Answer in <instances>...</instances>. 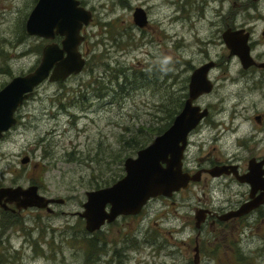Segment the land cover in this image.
<instances>
[{"label":"rangeland","instance_id":"obj_1","mask_svg":"<svg viewBox=\"0 0 264 264\" xmlns=\"http://www.w3.org/2000/svg\"><path fill=\"white\" fill-rule=\"evenodd\" d=\"M80 1L93 14L81 31L85 36L80 45L86 58L84 70L65 81L40 84L15 112L17 124L0 140V185L27 188L35 183L44 195L65 202L52 204L54 213L36 208L27 212L33 216L29 222L32 231L24 232L14 225L2 234L0 249L7 248L1 250L7 255L4 264H88L92 258L89 255L87 260V238L91 235L96 243L90 264H195V209L207 200L219 207L224 199L238 198L236 194L243 187L232 183L225 189L211 183L207 189L204 181L192 183L172 196L151 199L139 214L120 216L95 234L86 230L79 212L84 210L86 191L98 189L96 179L112 173L119 179L126 173L118 155L135 157L139 150L126 141L134 136L144 139L147 132L144 142L149 145L157 136L148 132L150 128L168 122L169 108L178 106L181 110L179 105L188 95L187 77L204 61L201 47L216 31L211 22L228 18L232 0H205L201 37H193L187 25L183 28L184 23L190 24L189 18L176 20L177 38L184 36L187 45L169 60L170 75L162 70L158 79L154 62L142 50L148 45L141 47L133 26L135 8L149 6L154 10L153 1L157 0ZM36 2L0 0V89L12 77L33 70L41 60L43 46L51 41L26 31ZM171 12L170 8L167 15ZM219 49L211 45V57L216 58ZM222 68L232 75L235 63ZM216 71L217 77L222 75L220 85L215 92L198 98L202 106L225 95V85L233 89L222 69ZM230 105L215 107L213 116L228 119ZM252 112L250 109L244 116ZM201 154L199 145H192L184 161L195 166ZM180 215L191 216L190 227L181 222ZM39 219L46 225L45 231L39 230ZM245 230L246 234L232 237L203 231L198 264H264V231ZM36 245L40 246L38 255L33 252Z\"/></svg>","mask_w":264,"mask_h":264},{"label":"flooded vegetation","instance_id":"obj_2","mask_svg":"<svg viewBox=\"0 0 264 264\" xmlns=\"http://www.w3.org/2000/svg\"><path fill=\"white\" fill-rule=\"evenodd\" d=\"M203 3L205 0H157L153 1L154 10L149 6L145 8L137 6L145 10L147 19L142 22L143 24H139L135 23L133 16V26L138 31L141 47L148 45L146 49L142 50H146V55L152 59L149 60L154 62L155 65L152 66L157 79L161 77L162 70L167 72L166 75H170L172 62L169 60L174 59L176 52L181 51L183 46L186 48L187 45L184 36L177 38L176 23L179 21L176 22V20L182 17L189 18L190 24L181 22L184 23L183 28L187 25V28L192 31L193 37H201L199 28L205 23L202 20L205 8ZM170 8L172 12L168 16ZM231 8L232 11L228 18L222 17L219 22H211V25L216 26V31L212 37L205 40L206 46L201 47V52L206 55L205 59L199 66L193 67L187 77L188 95L180 107L182 110L190 96V83L194 71L201 66L209 65L207 79L212 84L211 90L200 94L193 101V104L201 106L202 109H208L209 112L200 124L188 134L186 146V150H188L190 146L197 144L203 154L198 157L197 165L192 167L186 164L184 156L183 168L191 175L199 174V180H192L190 185L204 181L207 189L211 183L213 186L223 185L225 189L231 187L232 183L239 188H244L242 192L236 194L238 198L224 199L219 207L207 200L195 209H200L204 213V218L199 226H197V219L194 217L195 226L198 229L195 245L198 246V254L200 253L199 236L203 231L208 230L211 234L224 237L246 234V227L251 233L264 231V0H232ZM176 9L179 10L177 14ZM225 37H231L229 38L231 43L228 44ZM211 45L220 48L216 58L209 54L208 48ZM161 60L165 62L160 65L158 61ZM231 62L235 63V71L229 75L227 70H223L222 65L229 66ZM217 68L222 69L223 76L229 78L228 82H231L233 89L225 85V95L218 101L205 102L202 106L197 103L198 98L201 99L215 92L220 85L222 75L217 77ZM230 103L232 112L228 119L213 116L215 107L225 109ZM250 109H253L254 112L251 116L245 117L244 113ZM232 136L233 141L229 142ZM30 186H37V193L44 195L40 192L38 184L31 183L28 187ZM8 187L15 186L0 185V189ZM0 196V242L3 240L2 234L14 225L19 226V230L24 232L34 229L29 226L33 216L30 214L31 212L27 214L31 209L55 212L51 207L52 204H56L55 202L50 203L48 207H19L7 194H0ZM159 197L161 196L156 198ZM209 198L210 196H208ZM252 200L261 203L248 213L235 215L236 211ZM179 219L186 223V227L191 226L190 215H180ZM39 222V230L45 231L46 225L40 219ZM183 229L184 227L181 228V230ZM98 231L99 229L88 232L95 234ZM144 241L147 242L148 239L144 237ZM95 243L96 237L91 235L88 238V244L89 247L91 246L92 255L90 257L92 259L95 253ZM1 248L3 249H0V264H4L7 262V259H4L7 255L5 251L1 250L7 248L3 246ZM11 248L13 247L11 246ZM39 248V245L35 246L33 251L35 255H38ZM92 259L87 261L88 264Z\"/></svg>","mask_w":264,"mask_h":264},{"label":"water","instance_id":"obj_3","mask_svg":"<svg viewBox=\"0 0 264 264\" xmlns=\"http://www.w3.org/2000/svg\"><path fill=\"white\" fill-rule=\"evenodd\" d=\"M80 3V0H37L31 10L26 21L27 33L51 41L43 46L41 60L33 70L12 77L0 89V140L17 123L15 112L37 86L46 80L64 81L84 69L86 58L80 45L85 36L81 31L92 20L93 14ZM133 16L135 23L139 24L147 19L141 7L135 8ZM59 36L62 37L60 42L55 41ZM225 38L228 44L231 43V37ZM208 68L209 65H204L194 71L190 96L169 128L157 135L152 143L139 149L137 156L125 159V175L109 186L86 191L87 200L79 215L85 219L87 231L100 229L121 215L139 214L152 198L172 196L175 191L187 188L191 180H199L198 173L191 175L183 170V158L188 134L209 112L193 104L200 94L211 90ZM28 160L25 158L23 161ZM0 194H7L19 207H48L50 203L65 201L40 195L37 186L1 188ZM260 203L252 200L235 215L248 213ZM195 218L199 226L204 213L197 209ZM195 251V262L198 263V246Z\"/></svg>","mask_w":264,"mask_h":264},{"label":"trees","instance_id":"obj_4","mask_svg":"<svg viewBox=\"0 0 264 264\" xmlns=\"http://www.w3.org/2000/svg\"><path fill=\"white\" fill-rule=\"evenodd\" d=\"M119 87H122V86H120V85H118ZM74 94H75V92H74ZM178 107V106H177ZM169 108L168 109V114L166 115V119L167 118H169V119H167L168 120V122L167 123H165L163 126H160V127H155V128H150V130L148 131L150 134H153V133H155L156 135H158V134H160V133H162L163 131H165L166 129H167V127L170 125V123H171V121L173 120V118L175 117V115L179 112V109L178 108ZM181 107V105H179V108ZM147 135V132H146V134H143V138L144 139H146L145 138V136ZM144 139H142V138H140V137H136V136H134V137H132V139L131 140H128V141H126V143L128 144V145H132V146H134V147H138L139 149L140 148H142V147H144V146H146L147 145V143L148 142H144ZM119 157H118V163L121 165L123 162H124V158H123V156L122 155H118ZM104 161V160H103ZM120 168V167H119ZM117 172V171H116ZM116 177H117V173H112V175L109 177V176H107V177H105V176H100L98 179H96L95 181H94V183L97 185V188H100V187H104V186H108V185H110V184H112L113 182H115L117 179H116ZM87 240H88V238H87ZM91 246L89 247V244H88V247H87V260H88V257H89V255L91 256L92 255V253H91ZM87 262V261H86Z\"/></svg>","mask_w":264,"mask_h":264},{"label":"bare ground","instance_id":"obj_5","mask_svg":"<svg viewBox=\"0 0 264 264\" xmlns=\"http://www.w3.org/2000/svg\"><path fill=\"white\" fill-rule=\"evenodd\" d=\"M158 135H159V134H158ZM4 136H5V135H4ZM4 136H3V137H4ZM146 146H147V145H146ZM144 147H145V146H144ZM142 148H143V147H142ZM140 149H141V148H140ZM185 150H186V149H185ZM184 156H185V153H184Z\"/></svg>","mask_w":264,"mask_h":264}]
</instances>
